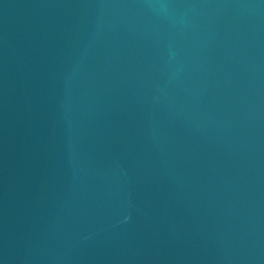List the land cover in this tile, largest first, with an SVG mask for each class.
<instances>
[{"label":"water","instance_id":"water-1","mask_svg":"<svg viewBox=\"0 0 264 264\" xmlns=\"http://www.w3.org/2000/svg\"><path fill=\"white\" fill-rule=\"evenodd\" d=\"M0 264H264V0H0Z\"/></svg>","mask_w":264,"mask_h":264}]
</instances>
